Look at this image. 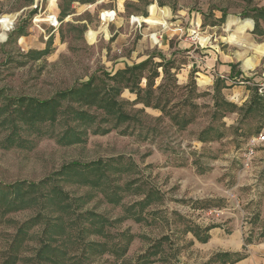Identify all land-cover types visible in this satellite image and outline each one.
Here are the masks:
<instances>
[{
	"label": "rangeland",
	"instance_id": "obj_1",
	"mask_svg": "<svg viewBox=\"0 0 264 264\" xmlns=\"http://www.w3.org/2000/svg\"><path fill=\"white\" fill-rule=\"evenodd\" d=\"M36 1L0 0V18H16L0 43V264H221L216 251L236 239L257 249L264 242V145L247 166L245 154L264 132V56L245 54L228 38L261 45L264 29H227L232 18L250 21L256 3L182 4L202 17L200 42L237 62L234 82L223 87L212 74L214 89L199 93L193 79H208L191 73L184 80L195 59L181 51L171 58L154 42L150 48L147 36L159 28L127 23L135 15L161 25L164 16L147 18L155 2L125 1L107 28L100 14L118 0H56L67 21L49 39L50 30L33 26ZM158 5L176 9L179 0ZM46 6L43 0L42 13ZM160 29L174 47L191 39L174 35L173 25ZM134 56L173 61L180 89H167L162 77L155 83L166 87L156 90L163 104L174 96L165 113L136 105L127 81L111 80L138 64ZM210 226L218 228L201 244Z\"/></svg>",
	"mask_w": 264,
	"mask_h": 264
},
{
	"label": "crops",
	"instance_id": "obj_2",
	"mask_svg": "<svg viewBox=\"0 0 264 264\" xmlns=\"http://www.w3.org/2000/svg\"><path fill=\"white\" fill-rule=\"evenodd\" d=\"M118 1H119L118 2V8L113 9V10H115L119 16L122 9H123V4L127 0H123L122 3H121V0H118ZM149 1L155 2L154 6H156V11L154 10L151 13L152 18H155V20H156V17L160 18V17L164 16L162 19L163 23H162V21H159L160 24L162 25V27H164V29H165L164 31H167L166 29L170 30V26L173 25V26H175V29L173 31V32H175L174 35L180 36V35H183V33L184 34L188 33V35L191 37V39L186 40V41H182L179 44L177 41L175 44V47H174L170 44L171 39L169 38V40H167L168 34L166 32L160 31L161 30L160 28H162L161 25H150V30H155L156 28H159L158 31H154V32L150 33V35L153 38H155L156 33H159V39H160V43H159L160 46L153 47V41L149 38L150 39L149 41L151 42L150 45H152V46H150V48L153 47V48H158V49H163V50H169L170 52H172L171 58H172V56H174L173 55L174 52L178 53V51H181V52H185V55L188 56V59H195L196 62L191 63L192 72H190V70L185 71L186 74L184 75V80L186 81L190 77L191 73L194 74L195 76H201V77L208 79L209 83L206 84L205 82H203L202 79H196V78L193 79L192 78L193 81L195 82L196 88L198 89L199 93L210 92L212 89H214L215 77L212 74H215L217 79L222 81L223 87H225V85L228 86V84L230 82H234V80L232 79V74H233L232 73L233 72L232 66L236 67L237 62H235L233 60V58H232L233 55L226 54V53L222 52L221 49L219 51L215 50L214 48L213 49L212 48L207 49L208 46L206 44L207 41L205 39H202L201 40L202 42H200L198 35H199V28L201 29L203 26L202 17L200 15L195 14L192 10H190L188 8V6L182 5L183 3H188L190 0H179V5L176 6V9L175 8L172 9L169 6H163L162 8L159 7V5H158L159 0H149ZM252 1H254V3H256V4L254 5V7L251 10V12H252L251 14L253 15V17L250 18V21L249 20L239 21L238 19L232 18L227 23V29L228 30L235 27V28H237V31L240 34L246 35L248 32H252L253 29H254V31L257 28L260 29V27H262L264 29V15H261V12H264V0H252ZM100 2H102V1H100ZM100 2H98L97 5ZM120 4L122 5V8H120ZM92 7L93 6H90V8H92ZM50 11L53 14H55L56 16H58V18L60 20L61 12L59 11V6H58L57 2H56L55 8L54 7L50 8ZM148 11L151 12V7L149 8ZM162 11H166L168 14L166 12L163 13ZM66 17L67 16L64 17V21L60 20L61 27L63 26L65 21H67V20H65ZM165 17H167V19H165ZM217 18H218V16H217ZM118 20H119V18H118ZM168 22H170V25L168 24ZM185 24H189V26H190L186 30L183 27V25H185ZM61 27H60V29H61ZM60 29L56 32H52L51 29H48L51 31V34L49 35V39H51L53 36L55 37V39H58ZM177 29H178V32H176ZM179 30H182V31L180 32ZM160 32H162L163 34H160ZM104 33L106 35H108L106 32H104ZM150 35L147 37H150ZM261 35L264 36V32L261 33ZM26 40L27 39L25 37H21L18 40L19 47L25 46ZM228 40L230 41V43L234 44L236 47L243 50L245 54L253 51L257 54H261L264 56V44L256 45V44H253L251 41H248L245 38L237 37L235 35H230ZM44 41L48 42L49 40L48 41L44 40ZM199 49H201L203 51L198 52ZM204 49H207V50H204ZM134 55L138 56L139 54L137 53ZM137 56L136 57L134 56L131 59L132 61H135L136 63H138L134 66L142 64V63L146 62L147 60H149L150 58H153V61L155 62V57L144 56V57L138 59ZM160 57H159V60L161 62ZM171 58L167 57V59L166 58L165 59L167 61H170ZM247 61H248V59L244 60L245 68L247 66ZM160 62H158V63H160ZM241 72L244 73L242 70H241ZM159 73H160V77L163 78L162 70H159ZM172 73H173V70H172ZM244 77H247L246 74H242V79H244ZM176 79H177V75H176ZM196 80L199 81V85L203 84L204 88H201L202 90L201 89L199 90L200 86L197 85ZM177 82H178V86H179L180 82L178 80H177ZM225 91H226V89L222 90L223 93ZM143 108L147 109L144 106H143ZM217 228L218 227H215V226H210V227L206 228L205 229L206 237L200 238V241L199 240L198 241L201 242V244H207L211 240V238L213 237V234H211V233L214 230H216ZM204 239H207L206 243H202V240H204ZM247 242H248L247 244H244V241H240V240L236 239L233 242H229L228 244L224 245V247L228 250H223L224 252L222 251L221 253H219V250L216 251V254L217 255L220 254L219 256L221 258H223L221 264H264V242L261 243L257 249H251V248L249 249L248 246L252 245L253 242H252V240L247 241ZM225 255H228L229 257H222ZM232 256H234L236 258L232 259ZM225 261H226V263H224ZM118 264H122V261H120Z\"/></svg>",
	"mask_w": 264,
	"mask_h": 264
},
{
	"label": "trees",
	"instance_id": "obj_3",
	"mask_svg": "<svg viewBox=\"0 0 264 264\" xmlns=\"http://www.w3.org/2000/svg\"><path fill=\"white\" fill-rule=\"evenodd\" d=\"M261 15H264V12H261ZM161 62L160 63H155L153 61V58H150L146 62L139 64L137 66L133 67H128L125 70L117 72L114 76L111 77V80L114 82H126L127 81V90L131 94L136 95V100L135 104L136 105H143L145 108L153 109V110H158L161 113H165L167 110V107L170 106L172 103L173 97L167 98L166 102L163 104L162 97L158 96L156 94V90L161 91L162 87L166 88L164 86H159L155 89V83L156 80L160 77L159 70H162L163 78L162 81L165 82V85L168 87L167 89H180L178 86V82L176 79V74L172 73L173 68V62L172 61H167L165 58L160 57ZM176 70V69H175ZM235 70V66H232V71ZM146 72H148V75L145 76ZM233 73V72H232ZM142 80L146 81V87L142 88L140 86V82ZM134 82L131 84V82ZM193 83V82H192ZM90 85L87 84L85 87H89ZM195 87V84H192V87ZM168 90L167 92H169ZM71 93V92H70ZM73 94V92L71 93ZM43 108H46L50 106L51 104H42ZM192 107H196L192 105ZM121 117V116H120ZM126 119V118H124ZM130 119H126L128 121ZM207 239L202 240V243H206ZM222 257H229L228 255L222 256ZM226 263V261L224 262Z\"/></svg>",
	"mask_w": 264,
	"mask_h": 264
},
{
	"label": "built area",
	"instance_id": "obj_4",
	"mask_svg": "<svg viewBox=\"0 0 264 264\" xmlns=\"http://www.w3.org/2000/svg\"><path fill=\"white\" fill-rule=\"evenodd\" d=\"M53 0H46V9L42 13L41 9L43 8V0H37L35 6L32 8L33 9V15H32V23L35 29L39 30L40 32L42 31L43 33L45 32V28L51 29L52 32H56L60 29L61 27V22L55 14H52L51 12H48L50 8L54 7ZM39 5V6H38ZM39 9V10H38ZM38 13H37V12ZM151 16V12H148V17ZM5 17H8V24L9 27H7V23H3V20ZM118 19V14L115 10H109V11H104L100 14V21L102 26L104 27H109L111 24H114ZM16 18H12V16H4L0 18V29H1V34H0V43L5 44L8 41V35L11 33V31L14 29V24H15ZM127 23L129 26H131L134 30H143L144 28H147L148 30L150 29V25L146 22L145 17L143 16H135L132 15L129 17L127 20ZM6 26V27H5ZM180 32L182 30H179ZM178 32V29L176 30ZM4 34V38H2V35ZM49 38V36H48ZM150 39L156 44L157 46L160 43L159 40V33H156V37L153 38L150 35ZM264 145V132L258 136L257 138H253L249 141V144L247 145V153L245 154V164L246 166L249 164V162L255 157L256 155V150L258 147Z\"/></svg>",
	"mask_w": 264,
	"mask_h": 264
},
{
	"label": "bare ground",
	"instance_id": "obj_5",
	"mask_svg": "<svg viewBox=\"0 0 264 264\" xmlns=\"http://www.w3.org/2000/svg\"><path fill=\"white\" fill-rule=\"evenodd\" d=\"M8 19V17H5L3 20H5V19ZM5 21H8V20H5ZM3 23H4V21H3ZM8 23V22H7ZM149 25H152V24H149ZM9 27V26H8ZM162 27V26H161ZM162 29H164V27H162Z\"/></svg>",
	"mask_w": 264,
	"mask_h": 264
}]
</instances>
